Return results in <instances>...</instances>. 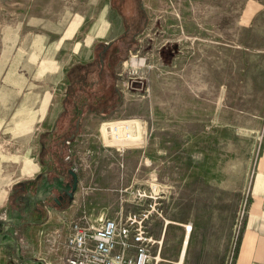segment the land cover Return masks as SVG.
Instances as JSON below:
<instances>
[{"label":"rangeland","instance_id":"1","mask_svg":"<svg viewBox=\"0 0 264 264\" xmlns=\"http://www.w3.org/2000/svg\"><path fill=\"white\" fill-rule=\"evenodd\" d=\"M251 1L261 3L249 5L252 12L262 9L248 34L237 19L250 0H140L135 6L117 0L112 11L108 0H0V172L10 173L12 183L30 178L40 136L56 124L71 129L65 154L51 158L53 169L62 163L70 173L49 176L48 202L40 206L64 210L54 199L71 189L72 200L82 196L84 204L80 218L65 222L96 225L150 205L157 243L148 264H177L190 228L183 264H236L239 253L255 247L251 242L264 239V186L255 179L264 156V117L228 110L240 86L211 80L206 65L197 71L194 50L197 43L227 45L233 36L260 46L264 0ZM128 30L137 34L123 35ZM21 40L32 45L30 52H20ZM80 79L86 82L70 87L75 102L86 95L94 103L111 87L121 104L103 116L72 118L77 105L69 98L66 113L64 99L68 80ZM248 95L250 104L256 94ZM9 119L11 132L4 133ZM128 121L136 139L119 148L111 126ZM16 189L26 209V190ZM10 232L13 239L2 245L7 262L24 264L26 240Z\"/></svg>","mask_w":264,"mask_h":264},{"label":"crops","instance_id":"2","mask_svg":"<svg viewBox=\"0 0 264 264\" xmlns=\"http://www.w3.org/2000/svg\"><path fill=\"white\" fill-rule=\"evenodd\" d=\"M259 4L261 3L250 0L245 10L240 14L241 16L237 19L242 22L240 25L244 29H247L245 31L248 34L251 33V26L249 24L252 22L255 15H259L262 9L260 8L258 11L252 12V8H248V6ZM36 25H38V23ZM260 32L263 40L262 44L258 47L246 46L240 43V41H235V36H233L234 40L227 45H205L197 43L194 50V60L197 71L198 69L203 70L204 65H206L211 69V80H234L233 83L240 86L237 90L236 98L234 97V99H232L229 97L231 104H227V109H239L244 112V115H246L244 116L245 118L261 119L264 117V28L260 30ZM26 36H28V34ZM198 36L197 33V39ZM39 40H36L34 45H36ZM201 41L203 42V39ZM31 46V44L28 45L26 41L24 43L21 40L20 52H30L32 50ZM36 46H38V44ZM170 55L172 57V54ZM188 59L191 58L188 57ZM249 92L256 94L251 95L250 104L247 99ZM239 96H243V98H239ZM10 126L11 119H9V128L5 129L3 132L10 133ZM51 131V129H48L45 133ZM3 161L6 162V159L3 158ZM8 161H10V159H8ZM36 162L37 164H33V168L30 167L32 171L31 177L23 181L19 180L12 183V176L10 173L5 174V172H3L2 174V172H0V264H8L2 245H5L7 241L10 242V240L13 239V233L10 232L11 229H15V232L19 231L21 236L26 240L27 244L24 248V255H26V258L22 261L24 264H58L64 251L62 234L65 220L81 215V206L84 204V200L82 196L76 197L74 195L73 200L66 209L62 211H56L54 209L46 210V221L41 225L11 224L10 219L6 218V211L9 205V199H11L13 186L24 184L40 177L39 191L36 195V199L39 202H46L48 199L47 195L49 192H47V186L49 185L48 181L50 175L45 174L46 167L42 166L39 162V152L36 155ZM24 172H27V167L26 170L23 171V174ZM32 175L34 177H32ZM255 179L257 183H259L257 187H260V185L264 186V156L260 161L259 172ZM53 180L54 179H52V181ZM44 185L46 186L45 190L42 188ZM29 189L26 188V190ZM24 191L25 188H22L21 193L23 195ZM258 191L261 192V188ZM27 211L28 209L20 210L21 219L25 217ZM108 213L109 211H106L104 215ZM114 218L117 217H102L101 219ZM251 244L255 247L252 248V246H250L247 251L239 253L235 261L236 264H264V239L258 238L257 241L254 243L251 242ZM31 245L36 246V248L32 250L30 247Z\"/></svg>","mask_w":264,"mask_h":264},{"label":"built area","instance_id":"3","mask_svg":"<svg viewBox=\"0 0 264 264\" xmlns=\"http://www.w3.org/2000/svg\"><path fill=\"white\" fill-rule=\"evenodd\" d=\"M136 129L131 121L114 124L110 139L114 142L116 136L119 142H124L123 145L115 143L119 148L129 145L136 139ZM152 212L149 205L146 210L102 219L96 225L81 220L65 222L64 251L58 264H148L150 251L157 243L149 230Z\"/></svg>","mask_w":264,"mask_h":264},{"label":"trees","instance_id":"4","mask_svg":"<svg viewBox=\"0 0 264 264\" xmlns=\"http://www.w3.org/2000/svg\"><path fill=\"white\" fill-rule=\"evenodd\" d=\"M133 37V36H132ZM117 55V54H116ZM115 55V57H116ZM168 56V57H167ZM166 57L169 59V61L171 60V55L168 53L166 55ZM101 58H103V56L101 55ZM102 60V59H101ZM115 60H110L109 62V66H114L116 65V63L114 62ZM114 62V63H113ZM89 66V65H88ZM87 67V66H85ZM84 69L83 66H76L74 69ZM100 76V75H99ZM69 81V86L67 87V91H66V96L64 99V104L63 106L65 107L64 112L68 113V109H67V100L69 98H73L74 100V105H77L76 107L74 106L73 108V115H71V117L73 118V116L75 117H79L81 116L84 112H91L94 113L96 115H106L107 113H110L112 111H114L116 108L119 107V105L121 104V98L119 96V94L116 93H112V89L110 87V89H108V91L106 93L103 94V96H101L100 98H98L94 103L90 102L89 97H87L86 95L82 96L81 98L77 99V102H75V98L73 96V90L70 88L71 86H77L82 82H86V80H76V81H72V80H68ZM102 81V80H98ZM89 92V95L93 94L90 93L91 92V88H89V90L87 91ZM115 92V90H114ZM71 118V120H72ZM68 126H70L69 124L71 123V121L69 122V118L66 119ZM72 124V123H71ZM57 128V124L55 126V129H53L51 132L49 133H45L42 134L39 138V145H40V150H39V162L42 166L46 167V172L45 174H50V179H52L53 177H57L54 176V174L56 172H59L60 170H62L64 173V175L68 174L69 175V167L66 164H62V163H58L56 165H54V169L51 166V164H53V161H51L53 158V156L57 159L60 160V156L65 154V143L66 139L68 140L69 138L74 137V132H71V129H67L64 130L65 128L61 129ZM67 132V133H65ZM47 158V160L49 161H45ZM48 162V163H47ZM54 171V173H53ZM52 173V174H51ZM56 175V174H55ZM59 177V176H58ZM39 179L40 177L35 178L33 181H29L26 182L24 184H20L16 187L13 188L12 194H11V199H9V205L7 208V218L10 219V222L12 225H41L46 221V217H47V212L46 209H44L41 202H39L36 199V195L39 191V188L37 187V185L39 184ZM17 187L20 188H32L31 190H26L25 193V204H27V214L25 215V217H22V219L20 218V210H22L19 206L20 203H18V196H16V192H17ZM31 191V192H30ZM25 192V191H24ZM15 194V195H13ZM27 194V195H26ZM16 199V201H14L12 203V200ZM22 197L19 199L21 200ZM67 201V200H66ZM64 201L61 204H57L56 207L59 209H65L67 208L71 201H72V197H70V199H68V202ZM48 202V200L46 201ZM66 202V203H65Z\"/></svg>","mask_w":264,"mask_h":264},{"label":"flooded vegetation","instance_id":"5","mask_svg":"<svg viewBox=\"0 0 264 264\" xmlns=\"http://www.w3.org/2000/svg\"><path fill=\"white\" fill-rule=\"evenodd\" d=\"M114 1H117V0H108V3H109V8H110V11H112V8H113V3ZM123 1V0H122ZM128 3L132 4L133 3V6L137 5V1H140V0H126ZM138 4L140 5V10H142V6L140 4V2H138ZM119 6V5H118ZM119 8V7H118ZM128 18H131V17H128ZM133 30V29H132ZM133 35L135 36L137 34V32L133 31L132 33H130V31H124L123 35ZM90 64H87V65H81L83 67L85 66H88ZM71 189H67L65 191L62 192V194L60 196H58V198L54 199V201L57 203V204H61L63 203L64 201H66L67 198L70 197L71 195V192L69 191Z\"/></svg>","mask_w":264,"mask_h":264},{"label":"bare ground","instance_id":"6","mask_svg":"<svg viewBox=\"0 0 264 264\" xmlns=\"http://www.w3.org/2000/svg\"><path fill=\"white\" fill-rule=\"evenodd\" d=\"M136 63H137L136 61H134V60L132 61V64L134 65V67L137 66ZM138 65L142 66V62H139ZM114 138L116 139V136H114ZM115 139H114V143H119V144H122V145L124 144V142H119L121 140L116 139V140H118V141H116ZM128 142H130V141H127V143ZM186 228H188V227L186 226ZM190 232H192V228H190L189 230H187L185 232V236H184V239H183V242H182V248H181V252H180V256H179V260H178L177 264H183V262H184V257H185V254H186V248H187L188 241H189V238H190ZM155 260L157 262L158 258H155Z\"/></svg>","mask_w":264,"mask_h":264},{"label":"water","instance_id":"7","mask_svg":"<svg viewBox=\"0 0 264 264\" xmlns=\"http://www.w3.org/2000/svg\"><path fill=\"white\" fill-rule=\"evenodd\" d=\"M76 182H77V179L74 177V185H73V188L75 187ZM70 197H72V196L70 195Z\"/></svg>","mask_w":264,"mask_h":264}]
</instances>
